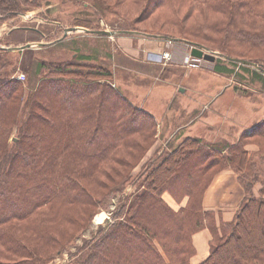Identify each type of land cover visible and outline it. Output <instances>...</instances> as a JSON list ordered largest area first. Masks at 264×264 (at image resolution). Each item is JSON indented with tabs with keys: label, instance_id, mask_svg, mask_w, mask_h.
Here are the masks:
<instances>
[{
	"label": "trees",
	"instance_id": "trees-1",
	"mask_svg": "<svg viewBox=\"0 0 264 264\" xmlns=\"http://www.w3.org/2000/svg\"><path fill=\"white\" fill-rule=\"evenodd\" d=\"M43 1L48 0H0V21L39 7ZM94 1L101 7L110 3ZM128 1L166 16L165 24L180 31L179 35L157 32L158 36L204 46L227 58L260 63L248 55L264 48V0ZM182 12L185 19H195L192 28H185ZM77 57L73 62L51 64L46 78L31 89L27 99L30 110L24 114L19 140L12 147L6 140L12 124L19 121L21 82L0 78V99L6 90L0 107V264H11L6 260L16 258L22 260L19 264H36L38 253L57 243L70 225L85 221L96 206L87 182L107 190L108 183L121 175L119 166L132 170L136 155L143 150L141 138L154 126L151 114L133 109L118 92L104 85L112 79L109 70L88 57ZM44 67L46 64L40 63L37 74ZM215 72L233 71L218 66ZM84 91L86 96H81ZM111 100L121 102L115 112ZM127 119L131 126L124 129ZM102 129L108 137L95 145V135ZM249 136L264 139V125ZM184 149L199 155L203 148L201 142L189 138L159 163L147 165L136 178L140 182L137 193H123L113 212L114 223L99 226L98 232L104 230V236L70 252L69 264H191L196 254L193 237L205 229L211 240L209 256L201 264H264V198L254 192L261 182L259 174L248 176L249 168H256L248 161V151L235 147L225 155L214 149L206 155L211 165L203 172V163L193 167ZM260 150L264 153L263 145ZM179 166L188 173L186 183L197 177L195 185L171 186ZM224 169L238 174L245 199L233 220L218 224L216 213L205 210L203 200L214 177ZM167 192L179 204L186 199L185 206L178 211L170 207L163 199Z\"/></svg>",
	"mask_w": 264,
	"mask_h": 264
},
{
	"label": "rangeland",
	"instance_id": "rangeland-1",
	"mask_svg": "<svg viewBox=\"0 0 264 264\" xmlns=\"http://www.w3.org/2000/svg\"><path fill=\"white\" fill-rule=\"evenodd\" d=\"M151 11H145L142 6L134 5L128 0H110L109 6L106 5V7L104 5L101 7V4L94 0H48L43 1L39 7H32L22 14L8 18L2 17L3 21H0V78L18 80L19 76L25 75L23 80H18L21 82L17 95L19 121L17 124H12L11 133L6 140L7 146L12 147L13 143L19 140L18 127L21 126L25 112L30 110L27 106L29 93L33 87L34 89L38 87L42 79L46 78L47 68L54 63L73 62L78 55H81L88 57V61L96 65H102L112 73V79L104 82V85L118 92L133 109L146 113L155 114L154 112L157 111L160 113L164 110L168 99L167 104L170 108L176 107L180 110L182 105L180 99L187 91L203 92L206 95L204 102L209 104L216 101L209 106V111H215L214 113L220 117L219 121L222 116H225L226 122H235V125L244 132L238 130L237 133H232L233 140L231 141L217 138L213 140L214 142H205L204 139L192 138L201 142L203 149L200 156L193 154V150L188 153L187 149H184L183 152L190 155L193 167L201 161L203 165L200 167L205 172L211 165V160H208L206 155L213 154L214 149H221L225 155L231 154L235 147L247 150L248 161H251L249 163L256 164L255 169L249 168V175H247L252 178L254 174H259L263 184L264 153H261L260 149L262 145L264 147V139H250L249 135L253 130L264 125V48L252 50L248 55L254 56L260 62L256 63V67L242 65L220 57H217L214 62L204 59L196 60L190 55V44L182 41H173L170 44L168 40L151 36L158 35L157 32L180 34L178 29L165 24L166 16ZM181 16L185 19V12H182ZM184 22L187 29L192 28L196 23L195 19H185ZM70 28L121 31L122 33L115 36H97L85 34L83 31H73L66 35V30ZM128 31H137L141 34H130ZM140 41L148 43L150 49L159 43L161 50L158 54L168 51L172 54V60L159 62L155 58L158 54L150 52L141 51L137 55ZM37 42L46 45L41 48L21 49L26 44ZM40 63H45L46 68H42V72L37 74ZM218 66L233 72H215ZM55 84H57L56 81ZM86 88L89 90L88 86ZM60 89L62 91L64 87ZM180 89H184L185 93H181ZM5 91L1 92L0 107L4 101ZM171 91L175 93L174 98L169 97ZM232 93L237 98H232ZM85 94L86 91L81 96H86ZM74 98L75 96L72 95V99ZM111 102L113 112L122 106L120 101L111 100ZM205 105L206 103H203L202 106ZM233 112H236V120L232 115ZM35 113L40 115L39 110H35ZM228 118L230 119L227 120ZM153 120L155 123L150 134L146 132L141 138L143 150L136 155L134 168L128 172L125 166H119L122 173L113 182L108 183L107 190L98 189L94 184L87 182L96 201V206L92 208L90 216L85 221L70 225L64 235L58 237L57 243L47 248L46 252L38 253L40 257L36 258V264H69L70 252H74L84 243L103 237L104 230L98 232L101 224L95 223L96 217L105 214L104 219H109L106 227L114 223L113 212L120 205L123 193L126 195L137 193L140 182L136 178L143 173L145 167L159 163L187 140L186 131L180 130L183 126L181 121L173 122L175 123L173 125L169 121L160 129L154 117ZM129 126L131 122L127 119L124 129ZM215 135L218 137L216 133ZM106 137H108L107 131L102 129L95 135V145L101 144ZM251 146L255 150H249ZM128 160L131 161L132 158L128 157ZM175 169H177L175 170L177 178L171 185L173 188H184L196 184L195 175L188 184L185 182L188 178L187 171L180 166ZM177 192L181 194L180 190ZM150 218L153 219L154 216ZM32 253L36 255L35 252L32 251ZM6 261L19 264L22 260L16 258L15 261Z\"/></svg>",
	"mask_w": 264,
	"mask_h": 264
},
{
	"label": "crops",
	"instance_id": "crops-1",
	"mask_svg": "<svg viewBox=\"0 0 264 264\" xmlns=\"http://www.w3.org/2000/svg\"><path fill=\"white\" fill-rule=\"evenodd\" d=\"M142 42H139L137 55H139L141 51L158 54L161 50V46L158 45L159 43H156V45L152 47L153 49H150L148 43L145 41ZM132 53L135 52L132 51ZM187 55L188 54H186V56ZM185 58L186 57H184V59ZM180 92L185 93V90L180 89ZM174 94V91H171L169 97L174 98ZM205 97L206 95H204L203 92L187 91L182 99H180V102L182 103L180 110L176 109V107L170 108L167 104V99L164 110L160 113L158 111L154 112L155 115L152 112H148L156 119L160 129L163 128L162 125H166L169 121L172 125L181 121L183 126L180 127V130L186 131L188 134L186 136L187 139L200 138L204 139L205 142H214L213 140L222 138L231 141V139L233 140L232 133H237L238 130L244 132L243 129H239V127L235 125V122H226L225 116H222L219 121L220 117L218 114L214 113L215 111H209V106L216 101H212V103L209 104L204 102ZM231 97L237 98L234 94L231 95ZM203 103H206V105L202 106ZM232 115L235 117L234 120H236V112H233ZM229 116L230 115L228 114V117ZM229 119L230 118L227 120ZM244 129L246 130V128ZM215 133L218 137H216ZM249 150L253 151L255 149L251 146ZM262 188L263 185L259 182L254 187V192L257 196H262L264 198V194L261 195ZM164 199L170 207L177 211L186 204V201L182 204L177 203L170 194H165ZM244 199L245 192L238 180V174L234 170L224 169L214 177L212 183L206 190L203 206L205 210L214 211L216 213L217 223L219 224L221 221L233 220ZM210 240L211 233L208 229L202 230L194 235L193 242L196 248V254L191 258V264H201L208 258Z\"/></svg>",
	"mask_w": 264,
	"mask_h": 264
},
{
	"label": "water",
	"instance_id": "water-1",
	"mask_svg": "<svg viewBox=\"0 0 264 264\" xmlns=\"http://www.w3.org/2000/svg\"><path fill=\"white\" fill-rule=\"evenodd\" d=\"M73 31H83L84 33H89V34H94L97 36H115L118 35L120 33H122L121 31H104V30H89V29H82V28H70L66 30V35L68 34V32H73ZM130 34H141L140 32L137 31H128ZM146 35V34H144ZM147 36H150L147 34ZM154 38H162V39H166V40H171L169 37H165V36H158V35H151ZM64 37H66L64 35ZM46 44L45 43H29L26 44L24 47H22L21 49H30V48H41L44 47ZM1 48V46H0ZM19 49V48H18ZM191 55L197 59H204L210 62H214L216 60L217 57L232 61V62H236V63H240L242 65H247V66H252V67H256V64L247 61V60H243V59H237V58H227L225 56H223L221 53L217 52V51H212L210 49H207L204 46H200V45H193L192 49H191ZM109 222V219L106 218L104 219V221L102 223H100L103 227H105Z\"/></svg>",
	"mask_w": 264,
	"mask_h": 264
},
{
	"label": "built area",
	"instance_id": "built-area-1",
	"mask_svg": "<svg viewBox=\"0 0 264 264\" xmlns=\"http://www.w3.org/2000/svg\"><path fill=\"white\" fill-rule=\"evenodd\" d=\"M163 59H165V60L170 59V54L167 53V52L164 53L163 55H161L159 61H162ZM24 78H25V75H21V76L18 77V80H23Z\"/></svg>",
	"mask_w": 264,
	"mask_h": 264
},
{
	"label": "bare ground",
	"instance_id": "bare-ground-1",
	"mask_svg": "<svg viewBox=\"0 0 264 264\" xmlns=\"http://www.w3.org/2000/svg\"><path fill=\"white\" fill-rule=\"evenodd\" d=\"M105 217H106L105 214H100V215H98V216L96 217V219H95V223H96V224H100V223H102Z\"/></svg>",
	"mask_w": 264,
	"mask_h": 264
}]
</instances>
